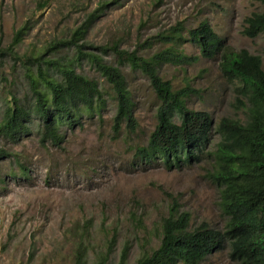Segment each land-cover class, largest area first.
Here are the masks:
<instances>
[{
    "label": "rangeland",
    "instance_id": "1",
    "mask_svg": "<svg viewBox=\"0 0 264 264\" xmlns=\"http://www.w3.org/2000/svg\"><path fill=\"white\" fill-rule=\"evenodd\" d=\"M100 7L80 42L82 51L101 56L122 73L134 105V133L122 126L114 134L116 103L110 87L86 58L78 59L74 47L62 44ZM262 10L253 0H0V120L11 99L22 105L33 102L27 75H35L31 61L37 55L72 65L105 93L101 114L84 116L74 131L62 128L65 142L60 146L39 142L34 118L29 135L18 144L0 138V147L14 156L0 163V264H70L77 241L72 228L88 220L92 222L88 264H95V254L103 255L112 238L105 264H118L124 245L129 247L127 264H134L143 252L158 246L156 225L170 205L165 193L190 214L192 228L205 222L222 229L226 218L204 164L168 171L160 164L134 160L135 147L145 145L156 126L159 102L146 76L132 70L112 49L116 44L119 51L149 58L165 48L158 43L148 46L155 36L179 24L185 38L187 30L206 22L234 50L259 56L264 70V37L251 40L240 34L243 20ZM23 25L28 30L13 46L14 34ZM178 50L199 56L191 43ZM158 73L174 90H193L185 99L188 109L208 112L215 123L225 116L242 117L217 61L164 64ZM227 253L216 252L201 264H234Z\"/></svg>",
    "mask_w": 264,
    "mask_h": 264
},
{
    "label": "trees",
    "instance_id": "2",
    "mask_svg": "<svg viewBox=\"0 0 264 264\" xmlns=\"http://www.w3.org/2000/svg\"><path fill=\"white\" fill-rule=\"evenodd\" d=\"M263 10L243 20L240 34L248 39L264 37ZM45 4V3H44ZM101 7L74 29L70 39L63 41L74 47L78 59L86 58L110 87L116 103L112 130L119 134L122 126L134 133L137 122L133 112L131 93L118 69L104 63L94 53H83L85 35L98 16ZM28 28L23 25L15 32L12 45L19 44ZM181 25L159 34L152 43L165 48L149 58L136 52L113 51L132 70H139L149 81L159 102L156 126L143 146L135 147L134 160L144 165H162L165 170L180 169L187 165L204 164L210 182L218 190L219 207L226 218L222 229L207 223L192 228L191 217L181 209L176 199L170 198L167 215L156 225L158 246L143 252L134 264H201L216 252L227 250L234 264H264V70L259 56L245 49L234 50L206 23L186 31ZM191 43L199 56H187L178 47ZM102 51H106L102 49ZM199 59L217 61L222 78L235 94L234 107L238 117H222L217 123L206 111H193L186 107L185 99L193 90L188 87L174 90L164 81L158 69L164 64L192 65ZM35 75H27L33 102L22 105L11 99L5 105L0 120V138L18 144L29 135L31 120L37 126L39 142L60 146L65 142L62 128L74 131L81 127L84 116L100 115L105 106L104 92L97 82L78 74L72 65L54 60H43L37 55L31 61ZM46 66L43 69L42 66ZM107 94V92H106ZM216 137L214 143L212 138ZM13 154L0 147V163L13 158ZM25 174V168L20 166ZM142 222L139 220L138 224ZM92 222L73 226L74 248L70 264H88L89 238ZM80 231V233H75ZM76 236V237H75ZM114 238L106 252L95 254V264H105L112 252ZM128 245H124L118 264H127Z\"/></svg>",
    "mask_w": 264,
    "mask_h": 264
}]
</instances>
